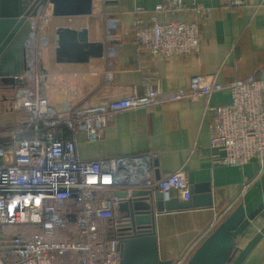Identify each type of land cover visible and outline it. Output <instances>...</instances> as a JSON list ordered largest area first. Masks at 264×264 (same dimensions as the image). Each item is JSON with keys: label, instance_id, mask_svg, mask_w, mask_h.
<instances>
[{"label": "built area", "instance_id": "1", "mask_svg": "<svg viewBox=\"0 0 264 264\" xmlns=\"http://www.w3.org/2000/svg\"><path fill=\"white\" fill-rule=\"evenodd\" d=\"M249 0H228L233 8ZM192 10V22L161 23L156 14L150 25L137 18L134 33L140 50L163 58L197 56L201 51L200 26L212 8L201 3L187 6L183 0H162L155 12ZM138 11H145L138 9ZM105 15V87L112 86L113 61L123 47L118 36L120 21ZM52 3L39 5L28 20L26 70L16 76L25 82L13 91L12 109L25 114L21 126L9 136L33 131V140L0 143V264H120L121 249L115 213L117 192L130 185L156 187L166 199L188 201L192 184L185 168L154 178L152 154L84 160L77 150V133L99 140L119 111L184 98L210 97L229 90L231 102L211 106L210 147L215 165L244 166L260 157L264 167V79L249 76L227 84L218 75L191 78L188 90H161L158 80L146 78L145 92L136 88L107 102H83L64 112L50 104L43 55L51 43L49 27ZM6 135V136H7ZM246 183L243 192L249 187ZM101 222H103L101 224ZM218 222L215 221L213 225ZM26 228L21 232L18 229ZM11 229V231H9ZM178 260L173 264H186Z\"/></svg>", "mask_w": 264, "mask_h": 264}, {"label": "crops", "instance_id": "2", "mask_svg": "<svg viewBox=\"0 0 264 264\" xmlns=\"http://www.w3.org/2000/svg\"><path fill=\"white\" fill-rule=\"evenodd\" d=\"M227 1L183 0L187 6L201 3L212 8L209 21L200 26L201 51L189 57L163 58L138 47L133 30L137 18H142L146 26L150 25L152 14L161 23L195 19L192 10L155 12L162 0H93L91 14H53L49 27L51 43L43 55L51 106L64 112L83 102L96 104L121 98L133 88L144 94L146 78L158 80L164 91L188 90L193 76L205 74L216 73L224 84L249 76L264 79V0H249L240 8L228 6ZM105 12L119 19L117 34L123 44L113 61L114 79L109 87L103 84L105 57L86 62L56 60L58 27L87 28L90 41L105 43ZM12 96L11 90L0 89V137L24 123L20 113L11 107ZM230 102L231 92L227 89L195 100L160 102L117 112L97 141H89L83 132L76 135L78 155L84 160L152 154L155 179L185 168L192 185L211 184L213 206L157 213L155 228L161 260L188 262L236 207L243 204L248 214L264 204V167L260 157L252 158L244 166L213 163L209 108ZM246 183L250 185L243 192ZM215 221L218 223L213 225ZM263 228L264 208L237 246L244 248ZM242 264H264V235Z\"/></svg>", "mask_w": 264, "mask_h": 264}, {"label": "water", "instance_id": "3", "mask_svg": "<svg viewBox=\"0 0 264 264\" xmlns=\"http://www.w3.org/2000/svg\"><path fill=\"white\" fill-rule=\"evenodd\" d=\"M47 2L52 3L55 16L92 13L93 0H0V89L13 91L25 84L16 76L26 70V41L31 29L28 17ZM56 39L58 62H86L105 56L106 44L90 41L87 28L58 27ZM34 138L35 133L30 130L13 137L2 136L0 143L10 147L13 141ZM117 196L120 198L116 217L120 264H173L172 260H161L159 256L157 213L213 206L209 182L192 185V197L188 201L166 199L156 187L135 185L119 189ZM263 208L264 204H260L247 214L240 204L201 243L186 264H242L264 235V228L244 248L237 243Z\"/></svg>", "mask_w": 264, "mask_h": 264}, {"label": "trees", "instance_id": "4", "mask_svg": "<svg viewBox=\"0 0 264 264\" xmlns=\"http://www.w3.org/2000/svg\"><path fill=\"white\" fill-rule=\"evenodd\" d=\"M20 117H21V119H25V114L24 113H20ZM23 123L22 122H20L18 125H16V126H13L14 128H16V127H18V126H21ZM103 222H101V224H102ZM24 229H26V228H22V227H20L19 229H18V231L19 232H21L22 230H24ZM9 231H11V229H9Z\"/></svg>", "mask_w": 264, "mask_h": 264}]
</instances>
